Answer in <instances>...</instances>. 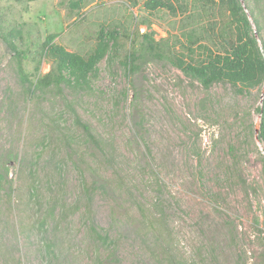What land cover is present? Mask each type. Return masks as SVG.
Returning a JSON list of instances; mask_svg holds the SVG:
<instances>
[{"label":"rangeland","instance_id":"1","mask_svg":"<svg viewBox=\"0 0 264 264\" xmlns=\"http://www.w3.org/2000/svg\"><path fill=\"white\" fill-rule=\"evenodd\" d=\"M61 1L0 0V166L9 168L2 175L14 188L9 202L0 197V264H168L167 254L172 264H264V151L255 131L264 86L219 82L205 88L167 60L127 75L120 58L109 54L88 86L79 88L61 83L29 94L18 73L19 64L26 74L34 72L37 31L41 41L59 33L54 43L84 54L95 46L101 25L131 31L146 17L155 39L168 32L170 44L178 43L181 30L208 27V18L187 17L204 3L177 14H150L142 0H89L80 10L83 20L73 26L78 15L68 17ZM239 1L262 53L264 0ZM12 44L25 56H17ZM49 66L41 60L37 76ZM77 117L106 140V158L96 168L109 192L95 191L90 201L82 184L91 171L84 163L74 168L76 156L66 153L83 148ZM29 185L31 196L36 192L30 200ZM128 186L137 188L140 201L148 202L158 186L169 199L164 249L152 235L135 234L138 211L121 190ZM62 189L65 201L78 207L68 209L55 231L50 219L45 231L38 229L34 218ZM37 198L41 210L28 209L25 204ZM57 230L56 243L51 235Z\"/></svg>","mask_w":264,"mask_h":264},{"label":"trees","instance_id":"2","mask_svg":"<svg viewBox=\"0 0 264 264\" xmlns=\"http://www.w3.org/2000/svg\"><path fill=\"white\" fill-rule=\"evenodd\" d=\"M201 1L204 7L200 13H189L187 17L208 18V27L195 29L194 27L181 30L178 43L170 44L171 33L165 37L155 39V32L151 30L152 20L142 17L136 20L134 29L129 31L123 24L101 25L98 32L94 33L96 38L95 46L85 51L84 54L79 52H70L63 45L54 43V38L59 33L53 32L45 35L41 41L42 33L37 31L38 42L35 43V48L32 58L38 57L34 72L26 74L23 67L18 65V73L22 80H25V90L32 94L44 88L51 89L52 87L59 88L61 83L67 87L79 88L82 85H87L90 76H95L97 73V64L104 58L105 55H113L120 58L119 64L129 72L136 74L141 67L149 62L159 60H167L172 65L182 70L186 75L200 82L203 87L208 88L213 83H230L233 86H243L246 88L264 86V44L262 45V53L256 39L252 36L251 26L239 0H190V5L181 0H142V8L150 13L160 10H166L172 14H177V11H186L189 7H196V2ZM89 0H62L60 5L67 6L66 15L78 17L72 22L73 26H78L83 20L81 8L86 6ZM177 3V5H175ZM214 8V10H213ZM132 19V14L128 12L126 19ZM79 19V20H78ZM200 19V18H199ZM183 22L185 20H182ZM146 25L144 32H140L141 24ZM188 24V21H185ZM181 26H184L182 24ZM128 45V46H127ZM17 56H25L23 50H17L12 44ZM123 49V51H120ZM41 60H46L50 63L49 71L45 74L38 75L39 65ZM132 98L137 99V88L133 85ZM133 105V102L131 103ZM259 114L258 131L256 138L263 144L264 151V90L261 97V104L256 108ZM78 118V117H77ZM82 126V136H85V141L82 143L83 148L76 149V153L66 151L67 155H75L76 158L72 161L74 168L79 167L76 163H84V168L91 171V180L86 184H82V188L90 201V194L95 191L108 193L107 184L104 181V176L98 171L97 161L106 158V147L99 136L92 132L91 126L86 122L79 120ZM141 121L136 123L137 136L142 142ZM68 135V134H67ZM48 137L52 139L55 136ZM56 143V140L54 141ZM64 145L61 142L60 146ZM65 146V145H64ZM82 150V153H81ZM82 157V158H79ZM100 158V159H99ZM60 162V161H59ZM60 165L63 164L60 162ZM31 168L33 166L31 165ZM8 167L2 163L0 166V197L6 196L9 202L14 193V188L10 184V180L2 175V172L7 175ZM61 169H54L53 173L59 172ZM115 176V175H114ZM6 181L8 184H6ZM32 183L31 181H29ZM31 187L29 185L28 197L31 199L35 196L33 192L31 196ZM117 190H119L117 188ZM125 197L132 206L137 208L138 218L135 223V234L144 231L153 236L155 243L165 246L162 240L161 228L166 223V206L169 204V199H165L164 192L158 186L156 192L152 193L148 202L137 200L139 195L137 188L129 186L122 189ZM120 191V190H119ZM38 197L40 195L38 194ZM41 198V197H40ZM38 199L27 203L28 209L41 210L38 206ZM79 200V197L77 198ZM78 207L77 202L67 203L64 198L63 189L59 191L56 197H50L49 204L45 205L41 210L42 213L36 216L35 223L38 229L45 231L49 219L51 220V228L56 230L68 215V209L73 213ZM57 230L51 239L57 243ZM52 246V242H45L46 254L51 257L54 250H48ZM168 264H172V259L169 254L166 255ZM176 262V261H175ZM101 264V263H98Z\"/></svg>","mask_w":264,"mask_h":264},{"label":"clouds","instance_id":"3","mask_svg":"<svg viewBox=\"0 0 264 264\" xmlns=\"http://www.w3.org/2000/svg\"><path fill=\"white\" fill-rule=\"evenodd\" d=\"M139 30H140V32H141V28H139ZM144 31H145V30H144ZM144 31H143V32H144ZM49 68H50V66H49ZM48 71H49V69H48ZM48 71H46V72H48ZM46 72H45V73H46ZM45 73H44V74H45Z\"/></svg>","mask_w":264,"mask_h":264},{"label":"water","instance_id":"4","mask_svg":"<svg viewBox=\"0 0 264 264\" xmlns=\"http://www.w3.org/2000/svg\"><path fill=\"white\" fill-rule=\"evenodd\" d=\"M256 132L258 131V128H256V130H255Z\"/></svg>","mask_w":264,"mask_h":264}]
</instances>
